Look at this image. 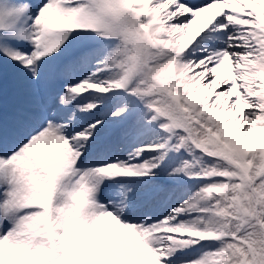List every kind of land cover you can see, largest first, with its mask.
<instances>
[{
    "label": "snow or ice",
    "instance_id": "6c2138e0",
    "mask_svg": "<svg viewBox=\"0 0 264 264\" xmlns=\"http://www.w3.org/2000/svg\"><path fill=\"white\" fill-rule=\"evenodd\" d=\"M0 264H264V0H0Z\"/></svg>",
    "mask_w": 264,
    "mask_h": 264
},
{
    "label": "bare ground",
    "instance_id": "6f19581e",
    "mask_svg": "<svg viewBox=\"0 0 264 264\" xmlns=\"http://www.w3.org/2000/svg\"><path fill=\"white\" fill-rule=\"evenodd\" d=\"M195 27H196V25L193 26V28H195Z\"/></svg>",
    "mask_w": 264,
    "mask_h": 264
}]
</instances>
